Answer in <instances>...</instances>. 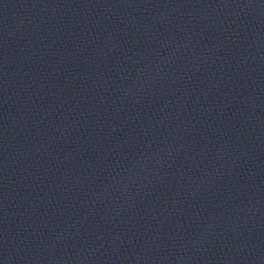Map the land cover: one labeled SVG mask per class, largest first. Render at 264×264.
<instances>
[{"label": "water", "instance_id": "1", "mask_svg": "<svg viewBox=\"0 0 264 264\" xmlns=\"http://www.w3.org/2000/svg\"><path fill=\"white\" fill-rule=\"evenodd\" d=\"M0 264H264V0H0Z\"/></svg>", "mask_w": 264, "mask_h": 264}]
</instances>
